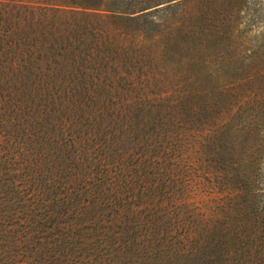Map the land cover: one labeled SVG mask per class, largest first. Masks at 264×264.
I'll list each match as a JSON object with an SVG mask.
<instances>
[{
  "label": "rangeland",
  "instance_id": "obj_1",
  "mask_svg": "<svg viewBox=\"0 0 264 264\" xmlns=\"http://www.w3.org/2000/svg\"><path fill=\"white\" fill-rule=\"evenodd\" d=\"M66 2L0 0V31L22 23L10 38L26 43L35 36L33 20L25 26L33 14L40 25L51 19L73 25L72 33L85 37L73 51H87L99 25L112 29L95 15L105 6ZM220 8L229 17L228 57L237 45L243 65L264 69V0H229ZM4 51L0 47V264H164L167 240L189 210L173 193L184 167L170 157L184 148L174 139L179 124L160 117L176 108L179 76L165 73L156 59L155 73L137 70L134 62L123 67L118 52L96 82L24 78L8 68ZM261 154L264 175V148Z\"/></svg>",
  "mask_w": 264,
  "mask_h": 264
},
{
  "label": "trees",
  "instance_id": "obj_2",
  "mask_svg": "<svg viewBox=\"0 0 264 264\" xmlns=\"http://www.w3.org/2000/svg\"><path fill=\"white\" fill-rule=\"evenodd\" d=\"M51 1L54 6L64 1L83 8L103 5L105 11L95 15L100 24L110 21L113 27L99 25L87 51H73L85 37L59 20L40 25L38 16L26 17L25 26L33 20L29 32L35 34L26 43L24 37L10 38L24 24L2 29L0 47L8 68L21 77L96 82L118 52L124 55L123 67L134 62L137 70L145 66L155 73L151 62L156 59L163 61L165 73L179 76L176 108L160 117L165 124H179L174 139L184 148L170 157L184 167L173 193L189 210L180 214V231L169 236L160 262L264 264V69L250 61L243 65L237 45L228 57L229 17L220 7L229 0Z\"/></svg>",
  "mask_w": 264,
  "mask_h": 264
}]
</instances>
